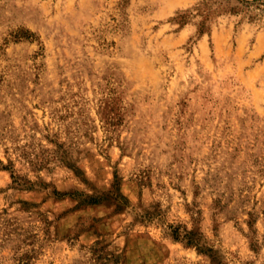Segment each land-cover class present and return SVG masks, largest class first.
Returning <instances> with one entry per match:
<instances>
[{"label":"rangeland","instance_id":"1","mask_svg":"<svg viewBox=\"0 0 264 264\" xmlns=\"http://www.w3.org/2000/svg\"><path fill=\"white\" fill-rule=\"evenodd\" d=\"M206 1L0 0V264H264V0Z\"/></svg>","mask_w":264,"mask_h":264},{"label":"trees","instance_id":"2","mask_svg":"<svg viewBox=\"0 0 264 264\" xmlns=\"http://www.w3.org/2000/svg\"><path fill=\"white\" fill-rule=\"evenodd\" d=\"M211 0H208V1H206L205 3L206 4H208L209 2H210ZM237 1H239L240 3H243V4H250V3H253V2H256V1H258V0H237ZM230 1H228V5L230 4L229 3ZM217 8H219V7H217ZM221 12L222 11H227V12H238L234 7H227L226 9H219ZM176 236H178V235H176Z\"/></svg>","mask_w":264,"mask_h":264}]
</instances>
